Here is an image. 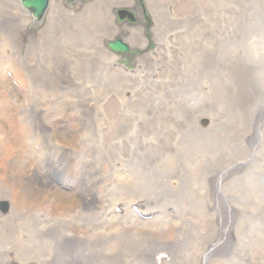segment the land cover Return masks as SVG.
<instances>
[{"label":"rangeland","instance_id":"1","mask_svg":"<svg viewBox=\"0 0 264 264\" xmlns=\"http://www.w3.org/2000/svg\"><path fill=\"white\" fill-rule=\"evenodd\" d=\"M58 1L77 14L75 19L60 10ZM90 1L53 0L41 23H35L31 14L15 6L27 22L21 27L22 21L17 18L13 20L14 28L3 26L0 3V76L13 81L7 83L12 93L7 88L0 89V264H47V246L53 244L55 254L59 234L66 229H78L87 241L91 239L87 233L92 224L89 219L76 228L66 216L58 215V201L78 188L75 177L80 171L85 179L96 182L100 171L113 172L114 176L121 172H127L125 175L151 172L160 180L171 176L178 179V174H182V191L193 192L197 188L192 193L193 199L197 201L201 195L207 215L222 232L218 222L221 208L212 194L215 182L222 188L223 198L235 207L234 226L246 224L240 236L246 233L247 237L253 232L264 240V0H159L158 22L150 0H101L99 7L104 10L105 22L101 28L87 32L85 4ZM56 6L58 14L54 12ZM120 9L133 12L137 20L115 19L116 30L112 34L107 26L109 23L112 27V16ZM81 18L83 23L79 24ZM137 27L142 28L147 39L142 45L131 36V28ZM156 27H159L158 44ZM116 39H122L130 50L112 51L118 62L112 66L106 56L105 60L98 58L100 45L94 48L91 45L103 44L110 50L109 43ZM79 45H90L91 51L96 49L92 57L98 62L96 69L104 76L95 75L93 67L85 63L84 54L71 51ZM153 48L156 52L143 58ZM52 49L57 51L54 53ZM14 51L21 54L22 60L13 59ZM52 54L63 63L70 58L72 73L75 68L77 72L83 71L88 80V83L79 81L83 91L99 98L109 87H117L114 67L125 68L128 77L122 94L116 92L100 101L101 110L98 105L89 104L83 95L74 97L75 91L63 89L66 96L55 97L48 84V74L52 75L54 70ZM5 94L9 97L4 98ZM116 98L118 116L130 125L112 140L109 134L113 117L105 115L104 106ZM141 107L151 111L144 112ZM97 124H102L98 135ZM11 125H15V133ZM24 125L31 126L28 138H22ZM49 127L79 138L80 152L88 147L87 152L80 153L83 155L80 165L79 160L71 166L75 173L48 164V159L63 155L62 149L53 147L56 139L47 136ZM38 130L45 131L42 140L36 138ZM90 135L97 137L98 147H90ZM44 141L51 145L46 148ZM94 149L99 159L94 158ZM113 151L127 154L125 171L120 161L111 157ZM140 156L144 157V163L138 162ZM92 160H101L95 163L97 171ZM87 164H90L87 169H80ZM216 171L222 175L210 176ZM49 177L56 185L51 192L46 186ZM26 182L37 190L29 207L16 202L26 195ZM197 182L204 189L200 191ZM99 184L94 190L97 202L102 205H120L121 198L133 191L125 188L120 179L106 188ZM30 198L27 197L29 201ZM129 201L117 211L122 224L131 222L124 221L129 211L139 217H155L156 214H144L145 207L138 201ZM183 205L180 202L177 211L173 204L164 210L171 215L181 210L186 214ZM109 213L111 216V210ZM123 232L122 236L128 233ZM211 235L214 236L212 230ZM228 236L233 244L240 238L237 228H231ZM125 239L120 241L128 249ZM103 243L99 250L108 252L111 243L105 246ZM126 256L122 264L130 258ZM210 258L205 260L207 264L219 262L214 255ZM233 260L229 256L223 264H237ZM203 263L201 256L199 264Z\"/></svg>","mask_w":264,"mask_h":264},{"label":"bare ground","instance_id":"2","mask_svg":"<svg viewBox=\"0 0 264 264\" xmlns=\"http://www.w3.org/2000/svg\"><path fill=\"white\" fill-rule=\"evenodd\" d=\"M100 1L101 0H92L85 4L86 11L88 10V24L85 28L87 32H90L93 28H101L103 22H105L104 10H101L102 8L99 7ZM0 3L4 12V16H2V20H4L2 23L3 26L14 28L15 25L13 20L17 18H20L22 21L21 27L25 25L27 19L20 16V14H23V12L20 10H15V6L18 5V2L14 0H0ZM57 3H59L57 6L60 8V10L64 11L68 17L75 19L74 15L76 13L73 10L65 8L62 4V1H58ZM150 4L151 8L156 14V21L158 22L157 11L159 8V0H150ZM57 6L54 8V12L56 14H58L59 11ZM77 13L80 14L81 11ZM112 18L114 19H112L113 22H110L112 27L108 23L107 29L110 30L112 34H114L116 30V26L114 24V15ZM82 20L83 19L81 18L79 24L83 23ZM0 26L2 27V25ZM157 30H159V27L155 28V39L158 44L157 40H159V31ZM131 36L136 40L137 43L141 45L143 42H147L142 28H131ZM98 45H100V51L97 53L100 54L98 57L100 60H105L107 57L112 66H114L116 63L118 64L116 58H114L115 54L103 44L91 45V47L94 48ZM89 46H73L71 51L76 54H84L86 58L85 63H88L89 67H93L92 70H94L95 75L96 73L103 75V73L98 68L96 69L98 62L92 57L93 54L96 53V49L91 51ZM157 47L158 45L156 48ZM156 48H153L149 54H144L143 58L151 56L152 53L156 52ZM56 51V49L53 50L54 53ZM13 55V59H16L17 61L22 60L20 53L14 51ZM51 57H54V60L52 59V62L54 63V70L52 75L48 74L50 77L48 84L52 88V93L55 97L66 96V93L62 91L63 89H67L68 92L75 91L74 97H81L80 95H83L89 104H96L101 110V104L99 103L100 101L104 102L110 98V94L113 95L116 92L122 94L121 89L123 85H126L124 82L126 83V77H128V72L125 68L118 65V67H114V73L117 75V77H115L117 87H109L108 90L102 92L101 98H99L92 95L91 93L83 91L79 81L88 83V80L84 78L83 71L77 72L74 64L73 66L75 68V73H72L70 58H68L66 62L63 63V61L60 62L59 58L56 57V59L53 54ZM109 67H107V69H109ZM19 72L22 73L21 71ZM10 82L13 81L9 77L6 79L0 76V89L7 88V90L11 91L12 93L13 91L7 84ZM0 93H2V91H0ZM3 97L8 98L9 95L5 94ZM18 103L24 105V103L19 101ZM74 103H77L75 102V99ZM117 104L118 100L116 98L114 100H108L104 106L105 115L108 117H113L110 118L112 133L110 131L109 134L112 140L115 138L117 139V137L123 133L125 129H128V125H130V122L127 120H121V118L118 116ZM141 109L144 112L151 111L146 107H141ZM39 111L44 110L41 109ZM21 115L22 113L19 114L20 117H22ZM26 122L31 124L29 121ZM97 125L98 127H101L102 124ZM11 126L13 127V132L15 133V125ZM100 127L98 128L96 135H98V132L101 131ZM30 128L31 126L29 125H24V127H22V138H28L27 132ZM50 128L51 127H49L46 134L51 140L54 138L56 139V146L53 145V147L62 149L63 155L55 156V158L51 160L48 159V164L50 166H56L58 170L69 169L71 173H75L71 166H73L79 160L80 165L83 159V155L80 153L87 152L88 147L80 152L79 148L81 147V142H78V140H80L79 138H76L75 136L72 137V133L70 132L60 134L56 131H52V128ZM38 132L39 135H37L36 138H45L42 135V133H45V131L38 130ZM93 136L94 135H90L88 144L91 148H96L98 147V144L96 143L97 137L95 136L93 138ZM44 142L46 148L51 145L50 142ZM60 145L62 146L60 147ZM32 147L34 146L32 145ZM94 152V158L99 159L96 156V149H94ZM120 154L122 157H119ZM80 156L81 159H79ZM111 157L118 162L120 161L123 166V170H126V153L113 151ZM92 161L94 162V168L97 171L99 168L97 166L98 164L95 165V163L96 161L99 162L101 160ZM143 161L144 157L140 156L138 162L144 163ZM89 166L90 164L81 165L80 169L84 170ZM115 166L116 163H114V167ZM125 173L127 172L116 173L114 176L113 172L107 171L105 173V171H100L97 172L99 177L98 182H96L94 179L88 181L84 178L81 171L76 173L75 180L78 183L75 181V185L78 188L75 187L74 191L70 194H66L63 197L61 196L62 199L58 201L60 212L57 213L59 216L61 215V217L66 216L69 219L68 222L71 223L72 226H76V228L81 224H85L86 219L87 221L89 219L92 224L89 226L91 228L88 227L87 233L89 232L91 239L87 241L86 235L79 232L80 230L78 229H74L75 231H67V229L64 230V233L62 232L59 234L60 238L57 240L55 245V254L52 250L53 244L50 246L46 245L49 249V258L46 261L47 264H122L124 255H127L126 257H128V255L130 256V258L126 259L124 264H199L201 256L204 260L203 264H207L205 260H210V257L213 255L214 258L218 259L217 261L219 262H212L211 264H223L226 262L225 260L229 256H232V259H234L233 262H237V264L240 262L242 264H251L254 261L256 264H264V240L260 236L256 237L257 235L253 232H250V236L247 237L246 233L244 237L240 236L244 234L246 230V224L237 223L234 226L233 216L236 214L235 207L229 201H226V198H223V190L217 183L213 182L212 184L211 182L212 194L214 196V200L221 208V219L218 222H221L222 232L219 231V225L215 223V220L213 221L207 215V211L200 200L201 195L196 199L197 201L193 199L195 195L192 193L197 188L192 189L193 192L182 191V185H184V175L178 174V179L177 176H171L169 178L163 177L162 180H160L151 175L153 174L151 172H131L126 175ZM213 174L214 175L210 176L216 177V174L217 176L222 175L220 171H216ZM197 176L200 175H194V178ZM117 179H120L122 185L125 188L133 189L132 193L129 194L128 197H120L122 199L119 201L120 205L130 204L129 200H134L135 202L138 201L137 203H139L142 208L145 207L143 210L144 214H156L155 217H144L145 215L139 217V214L134 215L135 213H131L129 210H127L129 211L126 213L127 220L124 221L131 222L122 224L123 221H120L121 216L117 214L118 209L121 207L120 205H110L103 202L102 203L104 205H102L99 201L97 202V197L94 190L96 184L98 186L100 185L99 183H101L102 186L106 188L109 185H113ZM200 184L201 183L197 182V187L201 191L204 188L203 185ZM25 186L27 187L26 190H24L26 195H23L24 198L21 201L17 200L16 202H19L18 204L21 206L23 205L29 207L32 205V201L35 198L34 195L37 193V190L34 189L36 187L32 186L30 182H26ZM46 186L49 188V192L55 190L56 187L50 177ZM200 191L196 192H199L200 194ZM27 195L31 196L30 201L27 199V197H29ZM116 199L118 198L113 197V200ZM180 202H184V211H187L188 214L187 212L185 214L181 210L176 212L174 215H171L164 210V208L173 204L177 211ZM29 209H31V207ZM113 209L115 210L113 211ZM110 210L111 216L110 213L108 214ZM95 218L96 220H93ZM103 220L106 222L105 225L103 224ZM231 228H237V234L241 238H238L234 244L231 242L232 237L228 236L229 230ZM170 229L172 230L171 234ZM211 230L214 232L213 237L211 235ZM123 231H127L128 233L122 236L124 233ZM124 237L126 238V242H128V249H125L120 241L123 240ZM94 239H97V241L94 242ZM101 242H104V246L106 243H111L108 252L105 249L102 251L99 250L100 246H102ZM216 251L217 253L215 254ZM235 259L237 261H235Z\"/></svg>","mask_w":264,"mask_h":264},{"label":"water","instance_id":"3","mask_svg":"<svg viewBox=\"0 0 264 264\" xmlns=\"http://www.w3.org/2000/svg\"><path fill=\"white\" fill-rule=\"evenodd\" d=\"M49 1L50 0H23V5L28 8L29 10H31L34 14V16L40 20L41 18H43L45 12L47 11L48 7H49ZM68 1H72V0H68ZM127 14L126 11H121L120 15L121 17H125ZM129 17L133 20L134 17L132 14H129ZM111 47L115 50H119V51H128L129 47L127 45H125L121 40H118L116 42H112L111 43Z\"/></svg>","mask_w":264,"mask_h":264}]
</instances>
